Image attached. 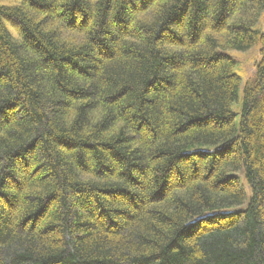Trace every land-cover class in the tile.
I'll return each instance as SVG.
<instances>
[{
  "label": "trees",
  "instance_id": "obj_1",
  "mask_svg": "<svg viewBox=\"0 0 264 264\" xmlns=\"http://www.w3.org/2000/svg\"><path fill=\"white\" fill-rule=\"evenodd\" d=\"M263 11L0 0V264H264Z\"/></svg>",
  "mask_w": 264,
  "mask_h": 264
},
{
  "label": "rangeland",
  "instance_id": "obj_2",
  "mask_svg": "<svg viewBox=\"0 0 264 264\" xmlns=\"http://www.w3.org/2000/svg\"><path fill=\"white\" fill-rule=\"evenodd\" d=\"M255 29L259 30L260 32L264 33V11L261 14L260 20L258 24L256 25ZM260 44L254 45L250 50L245 52H236V51H228V55L231 56L235 61V67H234V73L239 76L241 79V85H240V92L238 94V101L241 100L242 97V90L244 87V84L248 79L251 78V76L254 73L255 65L260 60ZM235 110V108H234ZM239 117L236 119V122H238ZM240 180L244 184L245 187H247L244 183V175L243 172L240 171L237 173ZM249 200V191H246V200L243 206L234 208L233 210H243L247 206V202Z\"/></svg>",
  "mask_w": 264,
  "mask_h": 264
}]
</instances>
